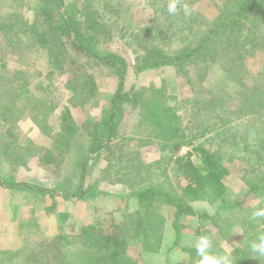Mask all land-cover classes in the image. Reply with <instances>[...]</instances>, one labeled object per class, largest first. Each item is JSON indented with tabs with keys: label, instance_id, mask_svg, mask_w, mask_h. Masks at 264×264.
I'll return each mask as SVG.
<instances>
[{
	"label": "rangeland",
	"instance_id": "rangeland-1",
	"mask_svg": "<svg viewBox=\"0 0 264 264\" xmlns=\"http://www.w3.org/2000/svg\"><path fill=\"white\" fill-rule=\"evenodd\" d=\"M176 2L185 3V7L192 6L197 13L193 17L197 18V23L188 25L192 29L187 25L182 26L189 28L182 32L181 20L173 21L174 14L181 16ZM62 3L61 9L66 15L82 9L84 5H92L95 11L92 17L104 24L96 29L87 28V33L95 36V45L100 54L109 51L125 58L127 69L123 91L133 93L146 87L163 90L169 97V104L180 114L182 128L188 137L186 139L194 133H201L203 123L211 126L215 122L214 111L198 113L194 108V103L201 100L204 92L216 91L225 100L230 95L231 99H235L239 94V83L233 86L219 64L212 65L209 70L200 68L197 71L192 68L191 83L187 82L189 77L184 72H178L172 65L142 68L147 48L157 45L173 54L183 41L199 38L218 10L223 9L222 0H62ZM44 4L42 0H0V22L18 25L15 29L0 31V66L2 62L6 64L0 70V97L4 104L0 108L5 109L6 105L11 107L5 117H0V176L7 179L8 183H32L56 193L52 196L0 184V264H81L80 260L89 252L80 235L83 227L93 226L96 232H109L110 226L119 225L120 222L126 225L128 232V253L140 264H192L186 251L187 247L192 246L199 247L201 252L198 255L203 254V247L213 248L209 257L201 258L199 263L194 264H236L233 261V247L251 243L247 239V232L243 233L246 228L243 223L246 221L249 225L251 220L258 221L264 215V191L244 194L249 188L244 180L245 172L256 162L257 152L262 149L257 145H260L259 140L264 137V116L256 113V118H234L226 137V134L207 132L195 139L193 144L184 143L176 153L173 148L175 142L159 144L157 141H149L148 134L151 131L145 123H141L139 106L126 102L117 133L111 139V148L102 149L98 157L95 156L96 151L90 154L94 144L92 136L95 123L100 126L103 139L107 138L104 121L108 118L109 101L119 87L120 78L112 68L88 60L72 44L69 34H63L55 28L50 33L61 34L64 47L69 48V57L76 62L72 65L67 60L65 67L59 68L60 73L56 71L51 76L50 71L55 67L49 52L31 29L35 20H49L42 14L46 9ZM174 6L172 15L170 11ZM57 10V7L53 9L52 18L59 23ZM261 27L264 30V24ZM247 59L250 63L248 70L259 74L263 83L264 44ZM86 68L96 77L97 89L92 92L84 83L87 75H80ZM39 83L45 84L47 89L37 90ZM67 83H70V87ZM41 97H45L53 108L45 132L33 119L36 114L35 100ZM67 107L79 124V130L70 136L69 141H63L60 135H67V130L61 114ZM185 138L177 142H184ZM7 142L9 145L5 148ZM199 145L220 150L229 168V174L224 180L227 194L217 200L202 197L192 202L197 212L208 213L211 218L200 221L185 216L180 219L177 244L174 242L178 231L173 223L174 209L166 206L164 213L168 221L159 252L140 250L129 220L138 208L137 201L127 196L131 191L129 187L133 190L144 189L151 183L142 182L150 179L153 172L159 174L157 179H163V173L166 172L169 180L163 187L173 192L179 187V181L181 185L185 184L184 179L177 177L179 171L175 156L178 153L187 155ZM46 148L54 151L56 162L45 163L48 154ZM122 150L138 154L133 159L139 165L132 171L127 185L122 183L126 176L121 180L115 175V168L121 163L119 159ZM9 153L24 154L21 161L24 165L11 159ZM85 159L88 164L84 189L90 192L80 199L71 193L80 183L82 162ZM193 159L199 162L197 156L194 155ZM171 184L173 187L169 186ZM238 200H243V207H238L237 211L224 205ZM219 216L243 221L237 222L223 236L216 225ZM59 234L67 237L66 240L55 242ZM166 245L170 248L167 249ZM260 248L264 250V245Z\"/></svg>",
	"mask_w": 264,
	"mask_h": 264
},
{
	"label": "trees",
	"instance_id": "trees-1",
	"mask_svg": "<svg viewBox=\"0 0 264 264\" xmlns=\"http://www.w3.org/2000/svg\"><path fill=\"white\" fill-rule=\"evenodd\" d=\"M45 4L42 14L44 18L42 21L35 20L31 29L35 32L36 36L41 39V45L49 52L52 64L55 68L50 71V75L54 76L55 72H59V68L65 67L67 60L72 63L76 61L69 56V48L64 47V43L61 39V34H51V29H60L63 34H69L72 44L83 55L87 56L88 60H92L99 65H105L112 68L119 76V87L116 90L114 96L109 101L108 118L105 119L106 139L100 135V126L94 124V134L92 138L93 146L90 148V154L97 152L95 155L98 157L102 149H110L113 141L112 137L117 133L118 123L122 117L124 109V103H132L134 106H139V117L142 119V124L145 123L146 127L150 129L148 138L150 142L157 141L159 144L175 142L173 145L174 151L179 152L184 143L193 144L195 139L200 138L207 132H215V134L230 133L229 126L233 122L234 118L252 117L256 118L258 115L264 116V82L260 81L259 74L250 72L248 68L250 63L247 59L249 55H254L258 50L263 47L264 44V30L261 25L264 24V0H222L224 2L223 9H219L218 13L212 18L208 26L202 32V35L191 41H183L179 48L173 54L167 53L159 46H152L145 50V64L142 68H155L164 65H172L177 68V71L184 72L188 83H191L192 68L200 71V68L209 70L212 65L219 64L224 72V76L232 82L233 86L239 83L240 92L235 99H231V95L228 99L217 93L216 91H206L201 100H197L194 103L196 112L201 111L207 113L210 110L214 111L216 119L211 126L205 125L202 128V132L194 133L191 138H188L186 132L182 128V122L179 112L174 106L169 104L167 94L156 87L149 89V87L135 90L133 93H127L123 91L124 76L127 69V62L124 57L114 52L107 51L104 54H100L96 48V39L94 35L87 33V28L96 29L102 27L104 22L99 21L92 17V13L95 12L92 5H84L82 9L76 12L68 13L66 15L61 9L63 6L62 0H42ZM53 4V7H52ZM185 3L176 2L175 5L179 8L181 16H175L172 8L171 14L174 18L173 21L180 19L182 26L195 25L197 18L192 6L185 7ZM185 7V10L183 9ZM57 7L60 22L57 23L53 17V9ZM226 8V9H225ZM262 17V18H261ZM167 19V18H166ZM171 19L168 18V21ZM194 19V20H193ZM171 22V21H170ZM24 23V21L22 22ZM18 27L16 23L7 22L2 24L0 22V31L8 29H15ZM190 28V26H188ZM189 28H180L182 32ZM192 29V28H190ZM4 62L1 63V68L5 67ZM89 68L85 71H81L80 75L86 74L87 77L84 83L88 86L92 92L97 89L96 77L90 73ZM60 73V72H59ZM78 76V75H77ZM74 80H77L75 78ZM69 86L70 83H67ZM193 85V84H192ZM70 87V86H69ZM37 90L47 89L45 84L39 83L36 87ZM216 90V89H213ZM35 105L36 114L33 119L37 122L41 130L47 131L46 123L48 122V116L53 111L49 101L45 97L37 98ZM4 104L0 97V107L3 108ZM7 107V109H6ZM5 109L0 108V117H5L6 112L11 108L6 105ZM227 114L229 116H227ZM260 117V116H259ZM262 118V117H261ZM61 119L64 127L67 130V135H60V139L63 141H69L70 136L75 135L79 130V124L73 117L70 108L67 107ZM197 123V122H196ZM50 130L51 127L49 126ZM186 137V138H185ZM185 138L184 142H177L179 139ZM152 139V140H151ZM129 141V138H127ZM260 145L258 148H262L260 152H257V159L253 166L245 172L244 180L249 187L244 193L256 192L259 190L264 191V137L259 140ZM9 145L7 142L5 148ZM124 146V145H123ZM47 159L45 163H53L57 161L53 150L46 148ZM87 154V153H86ZM179 154V153H178ZM176 155L175 162L179 171L178 178L184 179L185 184L181 185L179 181V187L175 188L173 192L166 190L163 184L169 179L165 172L163 179H157L159 175L157 172H153L146 181L151 185L141 190H133L129 187V198H134L137 201L136 210L130 215V225L133 226L134 237L140 250L148 251L151 253L159 252L164 236L166 222L168 218L165 216V207H172L174 209V226L177 231V238L175 244L178 243L180 237L179 220L187 216L188 218H197L203 221L206 218H211L208 213H199L195 210L192 202L200 200L202 197H206L212 200L223 198L227 194V185L225 178L229 174V168L222 159L220 150H211L204 145L196 146L187 155ZM199 158V162H195L193 156ZM11 159H14L18 164L24 165L21 161L24 154L11 155ZM133 156H138L137 153L131 151L122 150L118 167L115 168V175L119 176L122 183H128L129 176L132 171L136 169L137 163ZM87 154V159H88ZM87 159L82 162V170L80 176V183L77 189L72 192V196L77 198H84L90 190L84 189V182L86 178ZM135 160V162H134ZM158 164V162H156ZM142 163H140L141 165ZM143 165V164H142ZM129 167H131L129 169ZM142 167V166H141ZM140 167V168H141ZM149 168V166H144ZM158 168V166H157ZM249 168V167H248ZM131 170V171H130ZM143 175L142 172H138ZM139 176V175H138ZM7 179H3L0 176V184L8 185L9 187L19 188L20 190H32L40 193H48L54 196L55 191L39 187L32 183L13 182L8 183ZM173 187V185H169ZM135 189V188H134ZM170 190V189H169ZM243 200H238L235 203H226L225 207L231 210H236L242 206ZM260 213V212H259ZM221 235L226 236L230 229L234 227L237 222L243 221V219H230L226 216L217 217ZM214 219V218H213ZM260 219V218H259ZM249 222V221H248ZM115 224L110 226L106 231L96 232L95 227H83L80 235L83 237L84 245L89 249L88 254L83 257L81 264H140L129 255V240L126 225ZM244 231L247 232L249 241L251 243L245 245H238L234 248L233 261L236 264H264V215L258 221L251 220L249 225L245 221L243 225ZM112 228V229H111ZM67 238V237H66ZM63 234L56 236L55 242L58 243L59 239L66 240ZM248 241V240H247ZM253 248H251V246ZM202 255H198L201 250L197 246L187 247L186 251L190 255L191 263H199L201 258H207L212 253L213 248H202ZM206 252V253H205ZM208 260V259H207ZM223 263V261L221 262ZM235 264V263H232Z\"/></svg>",
	"mask_w": 264,
	"mask_h": 264
},
{
	"label": "crops",
	"instance_id": "crops-1",
	"mask_svg": "<svg viewBox=\"0 0 264 264\" xmlns=\"http://www.w3.org/2000/svg\"><path fill=\"white\" fill-rule=\"evenodd\" d=\"M168 232H169L168 234H169V236H170V234H171V231L169 230ZM174 242H175V240H174ZM166 247H167V249H169V248H170V246H168V245H166ZM161 250H162V249H161Z\"/></svg>",
	"mask_w": 264,
	"mask_h": 264
}]
</instances>
